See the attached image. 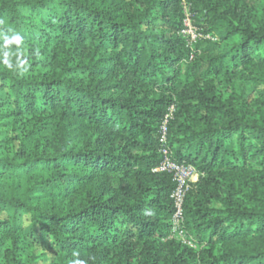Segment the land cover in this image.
<instances>
[{"label":"trees","instance_id":"16d2710c","mask_svg":"<svg viewBox=\"0 0 264 264\" xmlns=\"http://www.w3.org/2000/svg\"><path fill=\"white\" fill-rule=\"evenodd\" d=\"M185 4L0 0V264H264V0Z\"/></svg>","mask_w":264,"mask_h":264},{"label":"built area","instance_id":"2783aa9c","mask_svg":"<svg viewBox=\"0 0 264 264\" xmlns=\"http://www.w3.org/2000/svg\"><path fill=\"white\" fill-rule=\"evenodd\" d=\"M186 17L183 21V28L180 34L187 38L189 43H195L200 39L214 40L209 35L203 34L193 23L192 16L188 12V6L183 0ZM175 108L171 107L160 128V143L162 146L161 154L163 160L154 170L155 173H165L172 177L175 184V190L172 194L174 213L171 218L172 239L194 247L185 229V201L191 186L197 182L199 175L196 169L190 165L178 163L173 160L168 144V125L174 117Z\"/></svg>","mask_w":264,"mask_h":264},{"label":"rangeland","instance_id":"374dc122","mask_svg":"<svg viewBox=\"0 0 264 264\" xmlns=\"http://www.w3.org/2000/svg\"><path fill=\"white\" fill-rule=\"evenodd\" d=\"M47 262L48 261H46V260H44V261L43 260H39L37 264H47Z\"/></svg>","mask_w":264,"mask_h":264},{"label":"crops","instance_id":"0c3cea01","mask_svg":"<svg viewBox=\"0 0 264 264\" xmlns=\"http://www.w3.org/2000/svg\"><path fill=\"white\" fill-rule=\"evenodd\" d=\"M197 181H198V179H197Z\"/></svg>","mask_w":264,"mask_h":264}]
</instances>
